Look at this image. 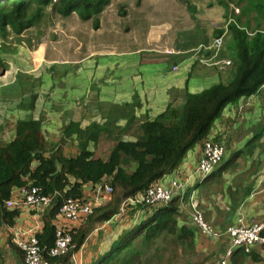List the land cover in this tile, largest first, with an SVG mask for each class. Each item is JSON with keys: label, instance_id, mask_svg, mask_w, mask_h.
I'll list each match as a JSON object with an SVG mask.
<instances>
[{"label": "crops", "instance_id": "crops-1", "mask_svg": "<svg viewBox=\"0 0 264 264\" xmlns=\"http://www.w3.org/2000/svg\"><path fill=\"white\" fill-rule=\"evenodd\" d=\"M217 2L209 0L208 8L195 1L193 5L189 3L191 20L185 25L173 20L158 22L161 25L156 26L158 23L149 18L143 23L146 26L143 31L130 32L131 36L117 43L118 47L103 43L97 36L98 43L85 37L76 38L78 48L67 60L59 62L42 57L38 66L34 60H20L17 66L13 63L12 69L29 71L23 73L26 83H17V76L8 77L9 69L8 73L0 72V86L7 87H0V142L6 139L5 143H9L15 138L18 117L31 118L42 135L43 146L36 152V158L54 157L60 168L80 151L106 161L113 146L135 141L142 134L139 130L142 123L153 120L168 107H182L188 94H200L213 85L232 83L240 74L242 53L252 63L257 60L249 68L252 71L248 81L257 83L256 90L228 102L207 135L189 149L172 172L158 180L164 186L171 179L187 180L189 203L193 194L204 221L218 236L208 237L190 224L189 203L185 207L177 206L174 232L163 231L151 240H145L142 235L132 236L135 227L155 211L152 207L137 206L141 199L138 193L123 198L110 219L94 221L79 245L75 248L72 245L67 264H95L129 236L134 239L125 250L134 242H143L145 264H155V255L161 261V254L162 258L166 254L170 258L179 256L184 264H211L228 249L227 230L231 225L264 222V12L259 14L260 20L256 14L258 22L250 23L251 30L246 31L242 46L231 23L235 19L227 16L223 0ZM219 37L220 46L215 44ZM226 60L230 64L220 68L219 63ZM48 64H53L54 69H49ZM107 128L114 133L107 132ZM208 139L222 143L225 153L218 170L202 181L195 167L203 153L202 144ZM37 159L33 160L31 170L38 166ZM135 167L132 161L127 171ZM68 183L63 192L70 185L81 183L79 198L83 201L88 198L90 203L98 201L92 206V213L113 201L112 193L100 192V186H110L106 177L96 182H81L70 175ZM15 193L13 187L10 194ZM183 198L179 197L182 201ZM52 207L45 214L46 210L20 206L16 217H8L10 221L0 218V264H24V254L12 231L19 228L27 236L35 220L37 227L33 231L46 248L54 244L57 228L79 235V228L86 221L63 219ZM47 224L54 226L51 241H48ZM180 260L176 262L182 264ZM42 262L56 263L44 255ZM227 264H264V245L235 250Z\"/></svg>", "mask_w": 264, "mask_h": 264}, {"label": "trees", "instance_id": "trees-1", "mask_svg": "<svg viewBox=\"0 0 264 264\" xmlns=\"http://www.w3.org/2000/svg\"><path fill=\"white\" fill-rule=\"evenodd\" d=\"M11 1L15 7H24L31 0H0V9ZM38 1L42 5H46L49 0ZM91 5V0H68L64 9L67 11L79 9L83 12ZM1 29L0 22V31ZM242 39L245 40V37H239L236 34L239 44ZM239 59L240 74L230 85H213L200 94H188L182 107H168L165 112L153 120L142 123L139 127L142 134L135 141L120 142L113 146L106 161L94 158L90 152L85 151H80L79 155L71 157L60 168L56 165L54 157L37 159L36 152L43 146L42 136L37 128L38 124L29 120L31 121L29 128L21 131L20 125L24 121L18 122L15 138L9 143H0V218L4 220L7 218L10 221L8 217L17 216V210L7 211L5 208V202L12 196L10 193L13 187H21L23 184L31 182L40 186L46 194L54 193L55 201L52 209L56 210L62 199L71 196L79 198L81 195V183L70 185L67 191L63 192L67 184L69 185L68 177L70 175L80 178L81 182L90 180L96 182L106 177L111 189L115 192L113 201L109 206L95 209L86 218V223L79 228V235L72 233V239H75L72 248L77 247L93 222L110 219L123 198L144 192L154 182L172 172L181 163L189 149L207 135L213 121L228 102L235 101L240 96L256 90L257 83L249 84L248 81L252 71L249 68L257 60L252 63L249 59L247 60L244 53L240 55ZM32 122L36 127L32 126ZM35 159L39 160V164L31 170V164ZM132 161L136 163V167L129 172L126 167ZM217 168L214 172L218 170ZM26 176L28 177L27 181L24 180ZM186 194L183 198L184 201L188 199L189 192ZM179 197L183 196L176 195L168 203L150 206L155 208L154 213L135 227L132 236L142 235L145 240H151L163 231L174 232ZM190 224L195 227L191 218ZM46 226L49 233L48 241H51L54 226L49 224ZM132 236L124 239L120 246L113 248L112 252L95 264H111L112 261H117L118 264H139L140 254L125 250L134 239ZM71 250H69V254L58 258L52 257L48 253L49 248L43 250L42 253L51 263L56 262L53 264H67L72 254ZM125 251L126 253L122 254Z\"/></svg>", "mask_w": 264, "mask_h": 264}, {"label": "rangeland", "instance_id": "rangeland-1", "mask_svg": "<svg viewBox=\"0 0 264 264\" xmlns=\"http://www.w3.org/2000/svg\"><path fill=\"white\" fill-rule=\"evenodd\" d=\"M67 1L68 0H49L46 5H42L38 0H31L30 3L24 7H15L12 5L11 1L0 9V22L2 25L0 31L1 73L9 69L11 71H8L9 73L6 72L8 73V77L17 76V83H26L23 73L28 74L29 71L25 72L23 69H12L11 65L13 63L17 66L20 60H34V64L38 66L42 57L45 59L60 60L59 62L67 60L70 58L69 56H71L73 50L78 48L77 45L75 46L76 38L81 40L85 37V39L87 38L90 42L98 43L95 38V36H97L103 43L115 44V46L118 47L117 43L130 37V32L135 30L139 31V29L143 31L146 27L143 23L149 18H152V21L156 23L161 21L172 22L175 20L178 24L185 25L190 23L191 20V12L187 7L189 3L193 5L192 2L195 1L197 3H202L205 5V8H208L207 3L209 2V0H91L92 5L82 12L79 9L71 11L65 10L64 6ZM215 1L217 2V0ZM95 4L96 7H94ZM223 7L227 10V16L232 15L235 19V21L231 23L232 26L237 29V31H235L237 36L245 37L246 31L251 30L250 23H254V21L258 22L257 16L260 20L259 14L262 11L264 12V0H223ZM250 20H252V22H250ZM159 25L161 24H156V26ZM253 27H255L254 24ZM126 30L128 32H126ZM89 37L93 38L90 39ZM240 45H245L244 39L241 40ZM87 46L90 47L89 43H87ZM47 67L49 69H54L53 64H48ZM5 72L3 74H5ZM2 80L4 79L2 78ZM230 84L231 83H228L227 85ZM4 86L6 85H1L0 87ZM16 87L19 86L17 85ZM16 87L12 86L10 88L15 89ZM20 87H22V85ZM10 92L13 93V91ZM29 119L18 117V122L24 121L20 125L21 131H25L29 128L31 124V121L28 122ZM32 126L36 127L33 122ZM106 131L114 133V130L110 128H107ZM4 134L5 132L1 133L2 137H5ZM3 140L5 143L6 139ZM208 142L217 143L216 140L208 139L206 142H203L201 147L202 151H204V147ZM0 143L3 144L2 142ZM222 149L225 153L223 146ZM127 169L126 167V170ZM28 184L31 185L33 183L30 182L22 186ZM18 188L20 187H16L15 189ZM16 193L14 196H16ZM110 193H112V195L110 194L112 197L115 195L113 190H111ZM139 193L141 195L140 198H142L143 191ZM14 196H11V198ZM84 200L89 202L88 198ZM180 201L182 200H177L178 207H185V204L189 203V199H187V201ZM137 206L142 207V204L138 201ZM11 210H18V208H11ZM48 211L49 209L44 213L47 214ZM163 243L164 242H161V244ZM40 244L41 243H39V246L42 257L43 250L49 247L46 248ZM73 244L74 239H72L71 246ZM143 245H145L143 242H134L132 246L128 248V250L130 249L129 251H138L141 256V260L138 261L139 264H143L146 257ZM43 247L46 249H42ZM124 253H126V251L122 254ZM154 258L157 259L155 264H179L176 260H180L181 257L173 255L172 258H170V256L166 254L164 258H162L161 254V261L158 259L157 255H155ZM180 261L184 264L183 260ZM111 264H118V262L112 261Z\"/></svg>", "mask_w": 264, "mask_h": 264}, {"label": "built area", "instance_id": "built-area-1", "mask_svg": "<svg viewBox=\"0 0 264 264\" xmlns=\"http://www.w3.org/2000/svg\"><path fill=\"white\" fill-rule=\"evenodd\" d=\"M221 42V37L215 40V44L219 46ZM226 64H230V61L226 60L220 62L219 67L223 68ZM176 68L177 66L173 67L174 70H176ZM221 144L222 143L220 142H208L204 147L202 155L197 159L195 169L201 180L213 173L219 166L222 158L224 157V151ZM99 188L101 189L100 192L104 194L110 193L112 190L111 186L108 185H102ZM187 189V180L171 179L169 185L167 186H164L162 183L157 181L144 190V194L140 199V202L144 207L160 206L170 202V200H172V198L176 195L185 196V194L189 192ZM16 190V196L5 202L6 208L11 209L19 208L20 206H27L33 207L37 211L42 212L44 210H50L54 205L55 194L44 193L42 188L38 185L28 184ZM192 195L193 194L190 196V209H192L190 218L192 223L200 229L204 235L208 237L218 236L204 221L202 212L197 208V201ZM97 204L98 201L89 203L80 198H64L57 206L56 213L68 221L84 223L86 218L92 213V206ZM36 222L37 221L35 220V224L28 231L27 236H25L19 228H14L12 231L14 241L24 254V264H43L39 241L36 233L33 231V229L37 227ZM263 231L264 222L250 223V225H244L241 223L231 225V227L227 230V235L229 237L228 249L211 264H227L231 253L235 250H251V246L253 245H264ZM55 233L56 237L54 244L51 248H49L48 253L51 256H62L69 253V250L72 247L71 232L66 230V228H57Z\"/></svg>", "mask_w": 264, "mask_h": 264}, {"label": "bare ground", "instance_id": "bare-ground-1", "mask_svg": "<svg viewBox=\"0 0 264 264\" xmlns=\"http://www.w3.org/2000/svg\"><path fill=\"white\" fill-rule=\"evenodd\" d=\"M203 181V180H202Z\"/></svg>", "mask_w": 264, "mask_h": 264}]
</instances>
